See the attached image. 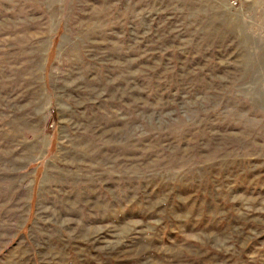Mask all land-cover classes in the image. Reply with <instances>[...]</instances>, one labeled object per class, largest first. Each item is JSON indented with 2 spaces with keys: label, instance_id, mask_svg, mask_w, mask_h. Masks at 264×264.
Here are the masks:
<instances>
[{
  "label": "rangeland",
  "instance_id": "rangeland-1",
  "mask_svg": "<svg viewBox=\"0 0 264 264\" xmlns=\"http://www.w3.org/2000/svg\"><path fill=\"white\" fill-rule=\"evenodd\" d=\"M0 264H264V0H0Z\"/></svg>",
  "mask_w": 264,
  "mask_h": 264
}]
</instances>
